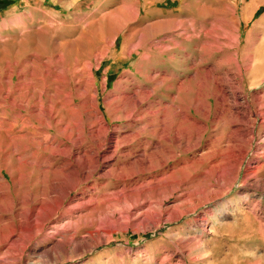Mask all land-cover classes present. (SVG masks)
<instances>
[{"label":"rangeland","instance_id":"1","mask_svg":"<svg viewBox=\"0 0 264 264\" xmlns=\"http://www.w3.org/2000/svg\"><path fill=\"white\" fill-rule=\"evenodd\" d=\"M0 264H264V0H0Z\"/></svg>","mask_w":264,"mask_h":264},{"label":"bare ground","instance_id":"2","mask_svg":"<svg viewBox=\"0 0 264 264\" xmlns=\"http://www.w3.org/2000/svg\"><path fill=\"white\" fill-rule=\"evenodd\" d=\"M16 105H18V104H16ZM20 105V104H19ZM66 130V129H65ZM166 131V130H165ZM64 132V131H63ZM165 133V132H164ZM166 135H167V132H166ZM166 135L165 136H163L164 138H166ZM170 138V137H169ZM167 139V138H166ZM158 154V153H157ZM145 158H143V159H140V160H138V164L140 165V166H144L145 164H146V161L144 160ZM147 165V164H146ZM145 165V166H146Z\"/></svg>","mask_w":264,"mask_h":264}]
</instances>
